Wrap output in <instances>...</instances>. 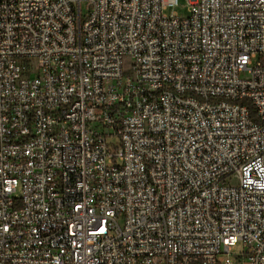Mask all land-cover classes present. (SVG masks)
I'll list each match as a JSON object with an SVG mask.
<instances>
[{
	"label": "built area",
	"instance_id": "1",
	"mask_svg": "<svg viewBox=\"0 0 264 264\" xmlns=\"http://www.w3.org/2000/svg\"><path fill=\"white\" fill-rule=\"evenodd\" d=\"M187 1L0 0V264H264V0Z\"/></svg>",
	"mask_w": 264,
	"mask_h": 264
},
{
	"label": "rangeland",
	"instance_id": "2",
	"mask_svg": "<svg viewBox=\"0 0 264 264\" xmlns=\"http://www.w3.org/2000/svg\"><path fill=\"white\" fill-rule=\"evenodd\" d=\"M176 13L177 15L181 17H186L189 15V10H188V1L187 0H178V4L174 7H169L167 9V13ZM256 59H254V64L256 63ZM118 139L117 136L113 137V141H116ZM243 251V244L241 242L237 243L235 246L232 247L230 254L223 253L220 255L221 259H225L226 257H231L233 259H236L237 255H239Z\"/></svg>",
	"mask_w": 264,
	"mask_h": 264
}]
</instances>
